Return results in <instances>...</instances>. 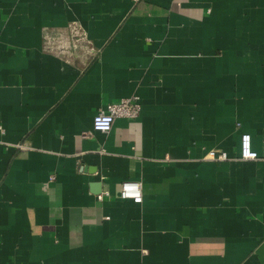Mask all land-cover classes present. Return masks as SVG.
Here are the masks:
<instances>
[{"label":"crops","instance_id":"0c3cea01","mask_svg":"<svg viewBox=\"0 0 264 264\" xmlns=\"http://www.w3.org/2000/svg\"><path fill=\"white\" fill-rule=\"evenodd\" d=\"M0 264H264V0H0Z\"/></svg>","mask_w":264,"mask_h":264},{"label":"built area","instance_id":"2783aa9c","mask_svg":"<svg viewBox=\"0 0 264 264\" xmlns=\"http://www.w3.org/2000/svg\"><path fill=\"white\" fill-rule=\"evenodd\" d=\"M141 110L140 103L136 97L120 99L119 101L109 103L104 109L99 110L92 119V129L102 133L111 130L114 120L117 118L135 119ZM240 157L242 159H256L257 153L252 149L251 137L249 134H242L240 137ZM209 160L223 161L228 156L225 151L210 150L206 154ZM51 179H53L51 177ZM98 195V200H102L103 196ZM117 196L121 199H131L138 203L141 201V185L138 181L126 180L122 181L118 186Z\"/></svg>","mask_w":264,"mask_h":264}]
</instances>
